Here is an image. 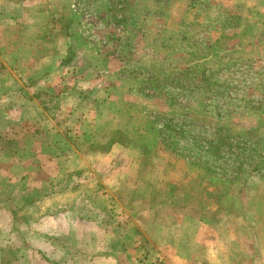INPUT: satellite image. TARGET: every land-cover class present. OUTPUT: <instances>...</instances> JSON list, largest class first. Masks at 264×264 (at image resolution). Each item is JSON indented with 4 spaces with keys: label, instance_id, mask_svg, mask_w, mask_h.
<instances>
[{
    "label": "rangeland",
    "instance_id": "obj_1",
    "mask_svg": "<svg viewBox=\"0 0 264 264\" xmlns=\"http://www.w3.org/2000/svg\"><path fill=\"white\" fill-rule=\"evenodd\" d=\"M218 126L264 140V0H0L2 263L264 264L260 175L197 163Z\"/></svg>",
    "mask_w": 264,
    "mask_h": 264
},
{
    "label": "trees",
    "instance_id": "obj_2",
    "mask_svg": "<svg viewBox=\"0 0 264 264\" xmlns=\"http://www.w3.org/2000/svg\"><path fill=\"white\" fill-rule=\"evenodd\" d=\"M200 65H193L183 69H177L173 73V77L177 78V83L180 82V86L189 82L190 89H200L205 92L206 104L207 96L212 91V76L213 70L212 67L201 65L199 71H195ZM183 75L184 80H182ZM191 75V76H190ZM167 83L174 84V78L167 79L164 78ZM147 80L150 84L152 82L158 83L161 80L160 77L155 75L145 76L141 81ZM182 83V85H181ZM141 90V86L139 87ZM181 95L187 97L184 89L181 88ZM175 117H171L173 119ZM177 120V118H176ZM185 125L190 126L191 123H184ZM219 129H216L214 136L208 138L204 137L198 139L199 147L201 149V157L198 158V165L203 166V170L211 171L219 168V171L225 172L227 177H230L234 180L240 178L241 173H258L261 180L264 183V140L262 137H255L251 131H247L243 134L233 135L230 132H222V127L218 126ZM179 131H183L182 128ZM174 132H176L174 130ZM228 158H226V156ZM213 156V158H209ZM226 158V159H225Z\"/></svg>",
    "mask_w": 264,
    "mask_h": 264
},
{
    "label": "crops",
    "instance_id": "obj_3",
    "mask_svg": "<svg viewBox=\"0 0 264 264\" xmlns=\"http://www.w3.org/2000/svg\"><path fill=\"white\" fill-rule=\"evenodd\" d=\"M26 100L29 101V102L31 101V99H30L29 97L26 98ZM5 105H9V106H10L11 103H9V104L6 103ZM15 109H16V112L21 111L20 108L17 109V108H14L13 106H10V110H15ZM14 153H15V152H14ZM10 227H11V226H10ZM8 228H9V226H7L5 229H6V230H9V231H10V230L12 231L11 228H9V229H8ZM195 229H196V231H195L196 235L199 234V233H200V234H204V232H205V229H202V228H199V227H197V228H195ZM3 232H4V229H3ZM161 235H162V234H161ZM167 235H168V232L165 233V237H166ZM0 249H1V248H0ZM4 249H6V247H4ZM164 249H165V248H164ZM9 263H10V262H8V263H7V262L2 263V256L0 255V264H9Z\"/></svg>",
    "mask_w": 264,
    "mask_h": 264
}]
</instances>
